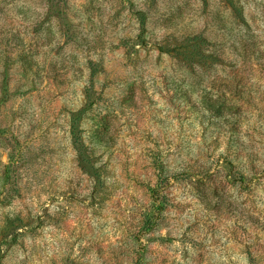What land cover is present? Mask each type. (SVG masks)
Returning <instances> with one entry per match:
<instances>
[{"label":"rangeland","instance_id":"374dc122","mask_svg":"<svg viewBox=\"0 0 264 264\" xmlns=\"http://www.w3.org/2000/svg\"><path fill=\"white\" fill-rule=\"evenodd\" d=\"M0 264H264V0H0Z\"/></svg>","mask_w":264,"mask_h":264}]
</instances>
